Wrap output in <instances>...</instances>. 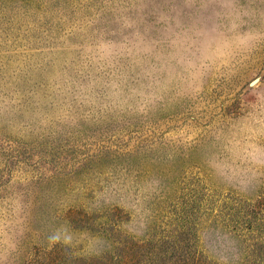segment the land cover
Instances as JSON below:
<instances>
[{"label":"rangeland","instance_id":"374dc122","mask_svg":"<svg viewBox=\"0 0 264 264\" xmlns=\"http://www.w3.org/2000/svg\"><path fill=\"white\" fill-rule=\"evenodd\" d=\"M0 264H264V0H0Z\"/></svg>","mask_w":264,"mask_h":264}]
</instances>
